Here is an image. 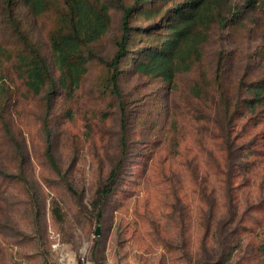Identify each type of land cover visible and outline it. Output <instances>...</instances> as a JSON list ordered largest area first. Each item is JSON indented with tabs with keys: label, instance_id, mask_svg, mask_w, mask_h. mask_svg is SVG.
<instances>
[{
	"label": "rangeland",
	"instance_id": "1",
	"mask_svg": "<svg viewBox=\"0 0 264 264\" xmlns=\"http://www.w3.org/2000/svg\"><path fill=\"white\" fill-rule=\"evenodd\" d=\"M101 1L109 32L90 46L79 85L59 87L47 108L19 70L28 47L15 24L59 83L58 14L0 0V264H204L230 241V264H264V110L246 105L264 81V0H217L214 23L199 28L201 61L172 84L122 61L120 97L109 63L135 0ZM185 1L149 0L131 19V53Z\"/></svg>",
	"mask_w": 264,
	"mask_h": 264
},
{
	"label": "trees",
	"instance_id": "2",
	"mask_svg": "<svg viewBox=\"0 0 264 264\" xmlns=\"http://www.w3.org/2000/svg\"><path fill=\"white\" fill-rule=\"evenodd\" d=\"M20 1L27 5L35 16L51 10L58 14L57 31L50 38V48L53 64L59 73V83L54 79L49 61L43 56L40 46L31 42L27 34L20 32L18 23L15 24L17 35L28 47V52L18 58V67L26 87L35 95L45 92L46 106L50 108L59 87H76L87 74L89 57L95 56L90 46L99 42L109 32L112 22L110 8L101 0H63L62 8L53 0ZM146 3H149V0H135L133 6L124 9L122 35L118 40L115 56L109 63L112 89L119 97L120 64L125 59H135L133 62L136 72L160 77L169 84L175 81L178 74L190 71L193 65L200 62L201 44L206 41V34L199 31V28L214 23V8L218 1L187 0L174 7L170 16L154 25L153 32L149 34L150 43L138 48L134 55L131 53V40L135 29L131 19L141 15L139 11ZM147 13L154 15L152 8ZM156 29L158 31L154 32ZM248 90L252 96L246 101L247 108L253 113L264 110V81L252 84ZM261 114H264V111ZM121 143L125 155L127 143L124 120ZM47 158L56 169V160L50 150H47ZM120 169L121 163L110 173L102 191L103 199L113 191ZM231 234L234 239V233ZM234 243L235 241H230L227 247L221 246L219 252L213 253L204 264H230ZM239 243L240 241H237V244ZM208 247V240H204L203 249L206 252Z\"/></svg>",
	"mask_w": 264,
	"mask_h": 264
},
{
	"label": "water",
	"instance_id": "3",
	"mask_svg": "<svg viewBox=\"0 0 264 264\" xmlns=\"http://www.w3.org/2000/svg\"><path fill=\"white\" fill-rule=\"evenodd\" d=\"M97 235H100V232H99V230L97 231V233H96Z\"/></svg>",
	"mask_w": 264,
	"mask_h": 264
}]
</instances>
